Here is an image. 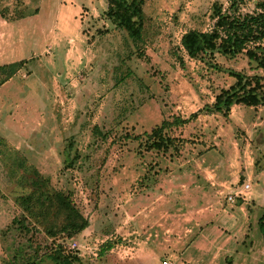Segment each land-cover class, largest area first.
I'll list each match as a JSON object with an SVG mask.
<instances>
[{"label": "rangeland", "instance_id": "rangeland-1", "mask_svg": "<svg viewBox=\"0 0 264 264\" xmlns=\"http://www.w3.org/2000/svg\"><path fill=\"white\" fill-rule=\"evenodd\" d=\"M215 1L229 5L143 0L132 39L106 17L108 0H0V41L8 38L0 63L27 60L0 87V264L36 249L37 264H54L53 239L98 242L82 264H135L142 249L146 264H264V104L233 105L227 117L204 110L235 82L229 70L264 69L242 55L192 59L180 43L210 29ZM259 2L244 0L240 11ZM177 116L188 121L168 134L189 141L147 149L146 135ZM5 144L70 195L89 223L82 232L45 239L29 221L28 234H1L20 215L12 197L27 192L14 185ZM247 179L249 200L227 202Z\"/></svg>", "mask_w": 264, "mask_h": 264}, {"label": "trees", "instance_id": "trees-1", "mask_svg": "<svg viewBox=\"0 0 264 264\" xmlns=\"http://www.w3.org/2000/svg\"><path fill=\"white\" fill-rule=\"evenodd\" d=\"M242 1L244 0H229L226 9L215 1L212 5L210 29H192L182 35L180 43L189 58H201L207 54L213 55L214 52L226 57L242 55L254 64L255 69H264V0H260L252 12L240 11ZM142 4L143 0H108L105 15L130 38H140ZM26 62L27 60H19L1 64L0 85L15 75ZM228 74L235 82L228 88H221L214 96L213 103L204 107L205 112L220 113L227 117L233 105L256 107L264 104V74L246 75L235 70H229ZM200 111L193 113L191 118H196ZM187 121L178 116L171 121L163 120L146 135L144 145L147 149L180 150L189 140L170 135L168 131L172 126L178 127ZM5 145L6 154H12L7 158L11 159L9 170L15 177L14 185L27 189V192L12 197L20 209V215L15 216L1 234L13 228L28 234L35 225L41 226L35 229L43 231L45 239L62 233L65 239L70 240L82 232L89 223L70 195L54 188L49 178L41 174L14 146ZM29 221H33L35 225L31 226ZM257 225L264 237V207ZM104 246L105 249H110L112 242L107 241ZM46 248L50 251L49 257L54 264H82L81 257L65 251L68 242L60 243L53 239ZM37 251L38 249L31 252L24 250V258H18L15 253L8 258L9 263L37 264Z\"/></svg>", "mask_w": 264, "mask_h": 264}, {"label": "built area", "instance_id": "built-area-1", "mask_svg": "<svg viewBox=\"0 0 264 264\" xmlns=\"http://www.w3.org/2000/svg\"><path fill=\"white\" fill-rule=\"evenodd\" d=\"M252 195V185L250 179H247L243 184L234 188L226 195V200L229 203H235L237 199H242L244 201L249 200L250 196ZM93 247H90L87 243L86 244H79L77 241H72L68 244V249L73 251H78L77 254L80 257H91L97 256V247L95 246L98 242H92ZM163 264H173L171 260H165Z\"/></svg>", "mask_w": 264, "mask_h": 264}, {"label": "crops", "instance_id": "crops-1", "mask_svg": "<svg viewBox=\"0 0 264 264\" xmlns=\"http://www.w3.org/2000/svg\"><path fill=\"white\" fill-rule=\"evenodd\" d=\"M4 23H6V21L4 20ZM3 35H4V33H3ZM3 37V36H2ZM8 38L6 37V40H7ZM6 40H4V38H1V41H0V49H1V51H0V57H1V59H3V57H6V52H5V48L8 46V42L6 41ZM6 60V59H5ZM4 63H8V62H4ZM4 63H0V65L1 64H4ZM17 73V72H16ZM15 73V74H16ZM13 77V76H12ZM11 77V78H12ZM10 78V79H11ZM10 79H8L6 82H4L2 85H0V87L1 86H3L4 84H6V83H8V81L10 80ZM142 251H143V255L141 254V255H139L138 256V258H134L135 260H134V263L135 264H146L147 263V261H148V259L147 258H145V255H144V250L142 249ZM128 252V251H127ZM132 253V252H131ZM88 256H86V257H84V258H87ZM149 258V257H148ZM151 258V257H150ZM149 258V259H150Z\"/></svg>", "mask_w": 264, "mask_h": 264}]
</instances>
